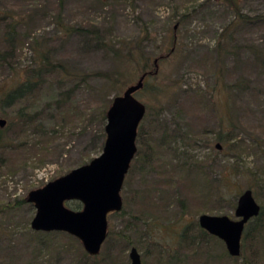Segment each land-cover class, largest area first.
<instances>
[{"label":"rangeland","instance_id":"374dc122","mask_svg":"<svg viewBox=\"0 0 264 264\" xmlns=\"http://www.w3.org/2000/svg\"><path fill=\"white\" fill-rule=\"evenodd\" d=\"M2 3L22 12L35 6L36 12H28L30 16L18 25L21 43L11 66L0 67V87L9 88L32 66L37 43L47 47L61 67L47 74L32 96L3 109L4 114L0 110L5 121L19 107L41 112L37 122L56 129L44 135L31 124L18 135L1 133L6 146L0 148V209L7 207L0 211V264H129L130 246L138 251L141 264H242L241 257L225 255L220 239L181 243L179 232L185 225L198 226L201 213L234 219L236 197L249 182L246 169L264 166V148L246 151L239 159L215 139L218 112L225 119L229 115L239 136L264 139V66L255 54L264 49V24L237 26L233 39L224 45L229 52L217 57V34L232 19L222 0H63L60 12L57 0ZM238 6L249 15L264 14V0H238ZM57 12L65 23L94 25L116 40L139 37L144 25L149 33L143 43L148 62L164 55L175 38L174 53L157 63V78L149 79L166 85V91L157 98L142 90L134 93L145 103L137 133L147 139L151 158L146 165L140 157L131 161L120 188L122 208L107 214L110 234L94 257H84L80 241L66 232L39 233L29 227L35 209L26 201L27 192L100 153L99 123L90 118L105 100L110 103L114 93L98 73L120 69L108 52L83 50L80 36L60 32ZM133 70V65L125 69ZM83 73L91 75L75 87L59 111L46 106L63 89L80 82L75 75ZM216 75L227 87L233 86L228 106H223L226 92L218 88ZM161 129L173 135L169 148L156 142ZM75 202L65 205L73 209ZM241 256L245 264H264V234Z\"/></svg>","mask_w":264,"mask_h":264},{"label":"trees","instance_id":"16d2710c","mask_svg":"<svg viewBox=\"0 0 264 264\" xmlns=\"http://www.w3.org/2000/svg\"><path fill=\"white\" fill-rule=\"evenodd\" d=\"M222 1L225 2L231 9L232 19L224 28H222L221 32L217 34L218 37L215 44L217 57H220L222 54H227L229 52L228 50H226L224 45L226 42H230L233 39V30L237 26L254 25L260 23L264 24V14L249 15L242 12L238 6V0ZM62 4L63 0H57L58 12L61 11L60 9L62 8ZM34 8L26 9L27 12H22L21 9L16 11V8L13 5H6L5 3H2V0H0V67L4 65L6 67L11 66V64L9 63L10 59L15 55L16 51L18 50V45L20 46L21 43L20 37L22 36H19L18 34V25L22 24L25 19L30 16L27 15L28 12H36ZM58 12L55 17V23L56 25L61 26L57 28L60 32L64 33V35L76 33L81 38L80 46L83 48V50H85L86 48L90 50L101 49L108 52L114 59L119 62L120 69L118 71H104L98 73L104 77L106 81V88L113 91L114 95L118 93V91L124 86V84L131 81V78L134 75H137L136 77H138L142 73H144L145 75L142 81V85L137 91H146L152 98H157L159 94L166 91V85L162 87V85L157 82L155 83V81L149 82V79L155 80L157 78V63L167 60L174 53V37L173 39H171L170 46L166 49L165 54L161 55V57H154L156 58V71L154 72L155 66L152 62L154 58L151 59V62H148V56H146L143 52L144 40L149 38V33L144 25L140 26L142 34L139 37L135 39L116 40L114 38H108L104 36L101 30L94 25H75L65 23L62 20L60 13ZM28 33L29 32L25 33V37L28 36ZM34 42L36 41L34 40ZM255 54L259 58V62L264 66V49L258 50L257 52H255ZM31 65L32 66L23 71L21 75H17L16 80L9 88L0 87V110H2V114H4L3 109L12 106L14 103L24 97L32 96L40 88L44 77L47 74L52 73L55 69H58L57 67H61L59 63L54 62L50 58L48 48L40 47L38 43L34 46L33 60ZM129 65L134 66V70L131 73L125 71L126 67ZM90 75V73L75 75V77L78 78L77 81L80 82H74V85H72L70 88L63 89L59 94L56 95V97H52L49 102L46 103V106H52L55 108V111H59V109L63 107L66 102H68L67 100L69 99V97H71V94L74 91L75 87L81 82L85 83ZM215 77L216 83L219 86L218 88L221 89V92H226V99H224L225 102H223V106H228L226 102L227 95L229 92V88L233 86L227 87L223 83V81H221L219 75H216ZM211 103L214 107V102L212 101ZM143 104L145 106V103ZM107 106L108 100H105V104L101 105V107L97 111H94L95 115H93V118H90V121L97 120L99 123L97 137L100 138L101 147L104 140L103 126L105 123V111ZM29 110L30 109L26 107H19L16 110L15 115L9 118L8 121H5L4 125L0 128V148L6 146L4 143L5 138L1 136V133L8 131L11 134L18 135L23 133L25 131V127L31 124H33L36 130L44 133V135H50L51 133L55 132L56 129L45 128L39 121L37 122L38 116L41 112L39 113L38 111ZM227 110H229L228 107ZM225 114H227V112ZM222 116H224V113L218 112V122L217 130L215 132V139L226 146L229 151L234 152L237 158L241 159L243 153H245L246 151H249L251 153L255 150H263L262 148H264V139H257L250 136H239L237 133H234L235 126H233V124L231 123V120L228 117L229 115L225 116L226 119ZM139 133L140 132L138 131L137 133L136 130V150L131 161H133V158L140 157L141 160L139 158L138 159L141 161V164L146 165L149 163V160L151 158V156H149L150 152L148 149L150 148V146L147 139L144 140L142 137H140ZM172 138L173 135L171 132H167L165 129H161V133L159 134L156 142L159 146L163 145L164 147L169 148V143ZM140 145L142 147V151H139ZM131 161L128 169L130 168ZM185 164L186 163L181 164L183 168L186 167ZM246 173L249 179L246 188L250 189L253 197L258 200L259 212L256 216L250 218L244 225L240 238L239 254L235 257L230 256L233 259L241 257L242 264L246 263V259L241 256L242 250H245L247 246L248 248H251V244L255 242V240L259 236L264 234V166L248 168L246 169ZM79 206L80 203L76 201L73 209H78ZM6 207L7 205L5 204L1 207L0 211L5 210ZM120 212L123 211L121 210ZM109 234L110 232L106 229L105 238L109 237ZM116 234L120 238L126 237L120 232H116ZM208 237L214 238L215 236L208 234L197 225H193V227L190 225H185L179 232V239L181 243H189L191 241L204 243L207 241ZM180 247L182 246L180 245ZM224 251L225 255H227L226 250ZM252 254H254L253 251L251 252V255ZM87 255L88 254L83 253L84 257H88ZM95 255L89 256L94 257Z\"/></svg>","mask_w":264,"mask_h":264},{"label":"water","instance_id":"95a60500","mask_svg":"<svg viewBox=\"0 0 264 264\" xmlns=\"http://www.w3.org/2000/svg\"><path fill=\"white\" fill-rule=\"evenodd\" d=\"M152 62L155 72L156 58ZM144 75L140 74L121 93L111 97L105 111L100 153L27 192L26 201L35 209L29 221L32 230L66 232L80 241L88 255L98 253L106 235L107 214L119 211L122 206L120 188L136 150V130L145 111L144 104L134 96ZM4 123L0 118V127ZM68 200L78 201L80 208L67 207L65 201ZM258 212L259 204L251 190L245 188L236 197L234 219L201 213L197 216V224L220 239L227 254L235 257L239 254L245 223ZM127 257L129 264H141L134 246H130Z\"/></svg>","mask_w":264,"mask_h":264},{"label":"flooded vegetation","instance_id":"af4514ba","mask_svg":"<svg viewBox=\"0 0 264 264\" xmlns=\"http://www.w3.org/2000/svg\"><path fill=\"white\" fill-rule=\"evenodd\" d=\"M39 232H48V231H39Z\"/></svg>","mask_w":264,"mask_h":264}]
</instances>
